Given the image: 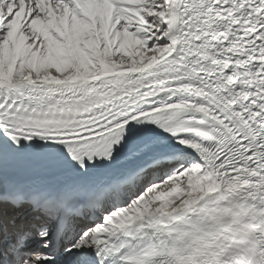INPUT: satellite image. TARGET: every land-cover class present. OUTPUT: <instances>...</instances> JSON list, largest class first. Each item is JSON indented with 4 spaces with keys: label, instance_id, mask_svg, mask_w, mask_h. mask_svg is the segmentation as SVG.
Segmentation results:
<instances>
[{
    "label": "snow or ice",
    "instance_id": "6c2138e0",
    "mask_svg": "<svg viewBox=\"0 0 264 264\" xmlns=\"http://www.w3.org/2000/svg\"><path fill=\"white\" fill-rule=\"evenodd\" d=\"M0 264H264V0H0Z\"/></svg>",
    "mask_w": 264,
    "mask_h": 264
}]
</instances>
